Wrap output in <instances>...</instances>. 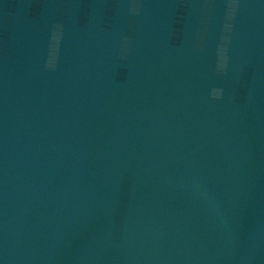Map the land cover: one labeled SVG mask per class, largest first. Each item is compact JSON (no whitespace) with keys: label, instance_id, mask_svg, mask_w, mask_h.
Here are the masks:
<instances>
[{"label":"water","instance_id":"1","mask_svg":"<svg viewBox=\"0 0 264 264\" xmlns=\"http://www.w3.org/2000/svg\"><path fill=\"white\" fill-rule=\"evenodd\" d=\"M137 7L0 0V264H264V0Z\"/></svg>","mask_w":264,"mask_h":264},{"label":"clouds","instance_id":"2","mask_svg":"<svg viewBox=\"0 0 264 264\" xmlns=\"http://www.w3.org/2000/svg\"><path fill=\"white\" fill-rule=\"evenodd\" d=\"M141 11V0H138V7L135 9H130V12L133 14H139ZM57 27H62L61 25H57ZM131 47V38L130 37H124L122 43H121V50H120V57L122 59H127L129 50ZM228 57L224 60V62L221 64L218 62L217 64V72L221 75L226 74L227 69H228ZM224 93V90L220 88L219 94L213 95L212 97L215 99H220L222 98Z\"/></svg>","mask_w":264,"mask_h":264}]
</instances>
